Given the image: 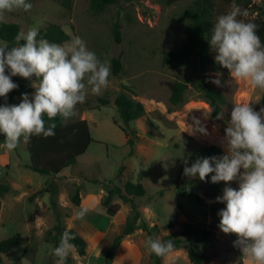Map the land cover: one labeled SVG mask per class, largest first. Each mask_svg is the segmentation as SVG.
I'll return each mask as SVG.
<instances>
[{
    "label": "rangeland",
    "instance_id": "1",
    "mask_svg": "<svg viewBox=\"0 0 264 264\" xmlns=\"http://www.w3.org/2000/svg\"><path fill=\"white\" fill-rule=\"evenodd\" d=\"M59 1L32 0L31 10L6 12L0 23L15 22L20 32L33 27L39 29L47 22L57 23L70 39L73 35L81 36L101 60L119 56L123 70L118 75L111 70L109 86L102 94L89 92L86 101L77 105L75 118L85 115L93 141L74 164L60 173L47 175L31 170L26 143L21 142L15 150L9 151L0 138V184L9 186L0 194V240L16 235L19 241L2 255L1 264H56L52 249L61 240L56 229L58 224L83 234L86 242L85 254L79 255L74 248L67 264H103L108 246L131 213V205L114 196L112 202L119 204V210L109 216L101 200L108 186L121 185L127 180L143 184L144 195L134 200L156 238L180 230L185 223L212 226L209 208L221 203L215 197L222 194L226 183L237 188L238 181L213 183L208 178L200 180L182 173L180 179L186 189L203 198L205 205H200L192 196L182 195L177 187L181 162L185 155L190 161L196 160L198 157L193 150L202 145L214 144L225 152L221 144L209 138H223L233 104L245 99L250 100L256 111L264 108V89H254L245 81L231 78L229 70L215 62L213 49V62L202 73L194 63L177 68L163 64V52L178 49L183 43L189 20L182 11L192 0L172 4L162 0H121L99 13L91 11L89 0H71L69 9ZM218 6L228 12L234 5L220 3ZM117 12L121 24L120 42L115 41L112 33ZM217 71L222 73V86L211 82L210 77ZM199 74L223 95L222 117H211L208 101L197 87ZM12 79L18 87L14 89L11 104H18L22 93L35 91L32 80L19 75ZM175 81H183L187 86L181 102L172 105L169 97ZM121 91H127L146 109L145 115L130 122L137 135L133 147L125 142V138L133 135L129 136L119 127L123 122L113 103ZM101 98L108 99L109 103L100 104ZM2 99L0 97V103ZM180 122L186 125L183 127ZM190 125L193 129H189ZM201 127L206 131H200ZM131 148L132 154H129ZM52 184L55 194L48 191ZM75 187L79 188V195L86 193L83 195L86 200L80 204V198L78 207L88 206L90 218L75 217V204L70 200ZM52 196L57 202L59 218L50 205ZM146 237L139 227L125 235L117 243L110 264H153L145 245ZM236 239V233H224L219 226L215 227L214 239L206 248L211 264H248L233 244ZM161 260L162 264H193L186 247L173 249Z\"/></svg>",
    "mask_w": 264,
    "mask_h": 264
},
{
    "label": "clouds",
    "instance_id": "2",
    "mask_svg": "<svg viewBox=\"0 0 264 264\" xmlns=\"http://www.w3.org/2000/svg\"><path fill=\"white\" fill-rule=\"evenodd\" d=\"M32 7V0H0V20L6 12H27ZM247 15L246 10L234 5L217 17L208 41L215 62L227 68L231 78L264 89V41L255 20L241 18ZM15 40L11 47L0 43V97L7 101V94L18 87L12 79L16 75L32 80L35 91L22 93L18 104L0 103V136L9 151L32 136H54L55 118L62 122L72 119L89 92L102 94L111 75V61L101 60L79 35L57 43L33 27L19 32ZM221 76L217 71L211 82L222 86ZM249 101L233 104L222 138L226 151L197 158L190 166L185 159L183 171L189 177L208 178L213 183L238 181L237 188L226 183L222 194L215 197L225 205L218 210V226L224 233L237 234L233 244L248 264H264V108L256 111ZM200 131L206 129L201 127ZM90 210L81 206L75 217L83 220ZM74 239L70 228L62 233L60 243L52 249L56 264H67L75 248ZM145 245L149 254L157 256H166L175 246L172 240L151 235Z\"/></svg>",
    "mask_w": 264,
    "mask_h": 264
},
{
    "label": "trees",
    "instance_id": "3",
    "mask_svg": "<svg viewBox=\"0 0 264 264\" xmlns=\"http://www.w3.org/2000/svg\"><path fill=\"white\" fill-rule=\"evenodd\" d=\"M121 0H89V7L93 13H99L104 10L108 5L119 4ZM133 1V0H126ZM166 4H172L178 0H162ZM60 4L69 9L71 7V0H60ZM223 5H238L242 10H246L248 15L241 17L243 19H254L258 24L257 32L262 41H264V2L256 3L252 0H192L191 4L185 7L182 11L183 15L188 18L189 25L183 40L182 45L178 49L165 50L163 52L162 61L168 68H177L181 66L194 63L199 72L205 71L206 67L213 62L211 54V46L208 39L211 36V29L216 22L219 15L226 13L221 10L218 4ZM119 12L117 17L112 23V33L116 42H120ZM20 32V26L15 22H2L0 23V41L6 43L9 47L13 46L16 42L15 38ZM40 35L48 39L49 41L64 43L70 39L63 28L53 22H47L44 26L39 28ZM111 70L114 75H118L123 70V64L119 56L111 58ZM197 87L203 91L205 98L208 101L210 115L215 118L222 112V104L224 103L223 95L218 92L211 83L205 79V77L199 74L196 78ZM187 84L183 81H175L172 85L169 101L172 105H176L181 102L184 91ZM126 88V86H124ZM16 93V90H11L7 94V101L3 98L1 103H10L11 98ZM100 104H108L109 100L101 98ZM113 103L119 113V116L123 122V125L119 127L124 132H131L133 137L127 138V144L133 147L137 140V135L130 126V122L138 119L146 114L145 106L139 100L131 97L127 91H121L114 99ZM262 103L264 106V91L262 93ZM80 105V104H79ZM47 119V117H45ZM56 119V129L54 136H32L28 142H26V149L29 152L30 162L28 167L31 170L39 172L41 174H58L67 166L74 164L78 156L82 155L91 141H93L90 134L89 123L85 118H75V116L67 122H62L59 117ZM115 122V121H114ZM4 139L3 136H0ZM132 148L129 154H132ZM194 155L198 158L204 156H219L223 154V150L214 145H202L193 150ZM185 155L179 170V176L177 178V187L181 189L182 195L192 196L200 205H205L203 198L197 193H190L185 184L180 179V175L184 173L185 167ZM188 166L193 161L187 159ZM9 186L6 184H0V194H3L8 190ZM52 189L48 191L52 194L56 193L55 186L52 184ZM79 188L75 187L74 192L70 197L73 204L78 205L80 203ZM145 193V188L140 182H133L131 180L125 181L121 185L113 184L106 188V194L101 200V205L105 208L106 213L109 216H113L119 210V204L112 202L114 196H118L124 203H130L131 213L125 220V223L118 235L114 237L111 244L108 246L104 257L103 264H110V260L113 251L117 243L128 234L133 233L136 228H142L147 236L151 235L156 238L148 223L142 217L141 211L138 208V204L134 198L141 197ZM50 205L54 209L56 217L59 218L60 212L58 210L57 202L52 196L50 198ZM224 203L212 204L209 208L210 215L213 218V225H201L185 223V225L177 231L166 234L160 239L172 240L174 242V249L180 247L187 248V255L193 264H211V258L206 253V248L210 241L214 239L215 227L219 225L220 217L218 210L223 208ZM167 225L166 227H169ZM56 229L60 236L69 228L61 227L59 224ZM75 234V239L72 243L75 245V249L79 255L85 254L86 242L85 239L77 233L74 229L70 228ZM18 238L16 235H11L0 240V264L3 261L2 255L10 251L14 246L18 244ZM56 247V246H55ZM201 248V251L198 250ZM153 264H162V256H157L154 253L150 254ZM70 261L68 258L67 263Z\"/></svg>",
    "mask_w": 264,
    "mask_h": 264
},
{
    "label": "crops",
    "instance_id": "4",
    "mask_svg": "<svg viewBox=\"0 0 264 264\" xmlns=\"http://www.w3.org/2000/svg\"><path fill=\"white\" fill-rule=\"evenodd\" d=\"M80 118H85L86 120H87V118L85 117V115H83L82 117H80ZM88 121V120H87ZM124 137H125V133H124ZM125 142H127V140H126V138H125ZM86 194V193H85ZM85 194H83V193H81L80 194V198H81V203L80 204H82V202L83 201H85L86 199H84V197H83V195H85ZM90 197V196H89ZM75 212L79 209V207H78V205H75ZM105 209V208H104ZM105 212H106V210H105ZM90 215V213H88V215L86 216L87 218H90V217H88ZM76 231V230H75ZM77 232V231H76ZM78 233V232H77ZM81 236H84L83 234H80ZM85 239V238H84Z\"/></svg>",
    "mask_w": 264,
    "mask_h": 264
},
{
    "label": "bare ground",
    "instance_id": "5",
    "mask_svg": "<svg viewBox=\"0 0 264 264\" xmlns=\"http://www.w3.org/2000/svg\"><path fill=\"white\" fill-rule=\"evenodd\" d=\"M180 125H182L184 127L186 124L184 122H180ZM189 129H193L191 125H190V128ZM209 139L214 140V141H217L219 144H221L223 146L222 138H219L217 136H213V137H210Z\"/></svg>",
    "mask_w": 264,
    "mask_h": 264
},
{
    "label": "water",
    "instance_id": "6",
    "mask_svg": "<svg viewBox=\"0 0 264 264\" xmlns=\"http://www.w3.org/2000/svg\"><path fill=\"white\" fill-rule=\"evenodd\" d=\"M129 136H132L131 132H129Z\"/></svg>",
    "mask_w": 264,
    "mask_h": 264
}]
</instances>
